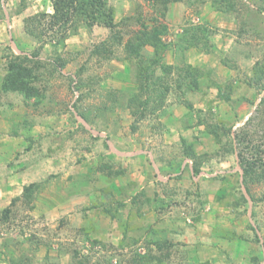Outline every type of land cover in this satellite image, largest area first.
<instances>
[{
	"label": "rangeland",
	"instance_id": "1",
	"mask_svg": "<svg viewBox=\"0 0 264 264\" xmlns=\"http://www.w3.org/2000/svg\"><path fill=\"white\" fill-rule=\"evenodd\" d=\"M222 1L108 0L123 37L113 43L81 13L62 42L64 30L49 27L53 0H0V215L10 208L0 264H77V253L85 264H131L136 253L156 255L153 264H264V175L248 192L242 166L256 161L264 174V86L254 79L264 0ZM161 25L170 49L144 84L152 46L137 56L125 44ZM195 26L207 48L180 43ZM35 51L41 98L5 92L8 56ZM135 94L152 99L147 109L134 113ZM163 240L169 249L157 248Z\"/></svg>",
	"mask_w": 264,
	"mask_h": 264
},
{
	"label": "trees",
	"instance_id": "2",
	"mask_svg": "<svg viewBox=\"0 0 264 264\" xmlns=\"http://www.w3.org/2000/svg\"><path fill=\"white\" fill-rule=\"evenodd\" d=\"M221 3H223L222 0H220ZM225 2V0H224ZM53 6H54V13L51 15V21H49V27L50 28H56L63 29L64 33L61 37V41L64 42V39L67 34V27L69 23L73 20V18L77 15L85 14L90 18H97L99 22L105 23L113 32L111 34V38L113 40V43L122 42L123 37L119 30H116V22L114 19V7L109 4L108 0H53ZM45 16V15H44ZM41 21L38 22L40 24ZM37 26V23L36 25ZM32 34H35L36 31L34 29L29 30ZM167 26L161 25V26H155L153 29H139L135 32L134 36L132 38L127 39L125 44V49L130 55H137L139 56L143 49L147 46H152L153 52L155 54V58L151 60V64L149 69L148 68H142L140 67V81L142 83H147L150 79L152 74L154 73V68L156 65L159 64L160 61L164 58V53L170 49V44L166 41H164L163 36L166 34ZM185 36L181 39L180 43L189 44L185 46V48L189 47H198V48H207L208 43L206 39L208 40V34L207 29L204 27H191L187 30H185ZM125 43V42H124ZM106 43L102 45V50H107L108 48L105 47ZM109 51V49H108ZM98 52V48L95 51ZM56 61L59 63L60 70L65 66V62L62 58L57 57ZM143 64V63H142ZM258 69L262 71L263 75L260 77H255V84L258 89H261L264 86V69L260 66V61H257ZM43 59L40 58V54L38 51H35L34 53H12L8 56V62H7V72L4 76L3 82H2V89L5 92H20L23 93L27 98H34V97H40L41 98V90L40 87L35 83L37 79L39 78V71L41 67H43ZM190 68L188 67L186 71V74L190 76ZM171 69V67H169ZM168 70V69H167ZM73 80V78H72ZM194 80V79H193ZM263 81V83H262ZM194 83L196 81L194 80ZM141 88L143 89L142 92L150 90L148 88H145L142 84ZM264 88V87H263ZM169 90V87H165L161 89L159 92L156 93V98L161 103L163 98H165L167 92ZM152 95V94H151ZM140 94H135L131 101L136 102L138 104V107L134 109V113H137L140 109V107L147 109L150 101L149 97L145 100H140ZM138 101V102H137ZM82 124V123H81ZM83 125V124H82ZM84 127V126H83ZM220 129V126L218 124L212 125L210 128V131L214 133V135L219 136L218 131ZM243 134H246V132H243ZM186 153L187 156L190 158L195 156V151L192 147V145L186 144ZM241 162H242V155L239 153ZM244 164L243 166V176H244V184L250 192V183L258 182L262 179L263 173L258 172L256 168V161H249L245 158H243ZM194 173H197L200 171L199 167L197 165H194ZM38 190V184L31 183L27 185L24 189L23 195L25 198L30 201L33 198L34 192ZM246 199V197H245ZM10 211V208L4 209V213L2 216L0 215V219H5V215L7 216ZM156 246L158 249L163 248H170L171 243L167 240L163 241H157ZM136 253V252H135ZM158 256V255H157ZM75 259H77V264H85V262L82 260V257H79V253H77L74 256ZM161 258V257H160ZM159 257H157L158 260H161ZM170 258V250L163 253L162 259H168ZM132 263L131 264H153L154 261H156V255H151L150 253H136L132 257Z\"/></svg>",
	"mask_w": 264,
	"mask_h": 264
},
{
	"label": "crops",
	"instance_id": "3",
	"mask_svg": "<svg viewBox=\"0 0 264 264\" xmlns=\"http://www.w3.org/2000/svg\"><path fill=\"white\" fill-rule=\"evenodd\" d=\"M183 167V166H182Z\"/></svg>",
	"mask_w": 264,
	"mask_h": 264
}]
</instances>
